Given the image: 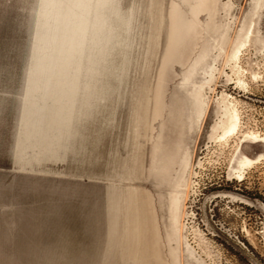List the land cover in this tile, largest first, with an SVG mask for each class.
I'll list each match as a JSON object with an SVG mask.
<instances>
[{
  "label": "rangeland",
  "instance_id": "rangeland-1",
  "mask_svg": "<svg viewBox=\"0 0 264 264\" xmlns=\"http://www.w3.org/2000/svg\"><path fill=\"white\" fill-rule=\"evenodd\" d=\"M51 2L0 0V264H102L130 195L150 264H264V0H96L109 23L54 65L74 92L24 147Z\"/></svg>",
  "mask_w": 264,
  "mask_h": 264
},
{
  "label": "bare ground",
  "instance_id": "bare-ground-1",
  "mask_svg": "<svg viewBox=\"0 0 264 264\" xmlns=\"http://www.w3.org/2000/svg\"><path fill=\"white\" fill-rule=\"evenodd\" d=\"M96 0H52L46 7L47 25L51 30L50 36L43 46L41 63L46 72L43 80L39 83L36 93L31 97L24 110V134L21 137V145L26 147L29 144L39 143L52 129H55L52 122L53 117H58L56 110L58 105H62L60 100L67 96V93L74 92L68 88L71 83H60V72L53 74L54 65L59 62L64 53L68 49L83 51L89 45L87 33L89 28L96 22L101 21L102 24L109 23L108 15L99 18L93 17ZM200 1V2H199ZM205 0H198V5L204 3ZM188 2V1H187ZM193 14L197 15L194 8ZM118 20L120 18L117 13ZM239 50L235 56H238ZM56 69V68H54ZM78 78V77H76ZM70 77H68V80ZM239 115L235 113L231 125L226 130L223 137L232 136L238 133ZM253 139L256 137H252ZM253 161L246 159L245 163L250 165ZM129 196L128 208L126 209L124 221L125 225L121 240L118 231L120 223L119 203L116 199L109 198V229L108 239L106 240L107 250L102 256V264H112L114 244L122 242L124 257L132 260L134 264H150V256L152 248H150L147 236V218L142 209V204L132 206L134 199ZM154 256L159 257V250H153Z\"/></svg>",
  "mask_w": 264,
  "mask_h": 264
}]
</instances>
